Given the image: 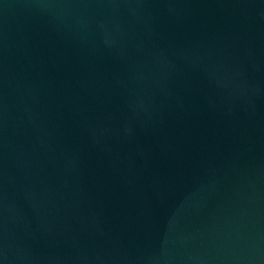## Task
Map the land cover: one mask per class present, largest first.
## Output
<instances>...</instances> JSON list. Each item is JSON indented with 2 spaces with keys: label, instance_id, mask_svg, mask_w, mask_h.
<instances>
[{
  "label": "water",
  "instance_id": "95a60500",
  "mask_svg": "<svg viewBox=\"0 0 264 264\" xmlns=\"http://www.w3.org/2000/svg\"><path fill=\"white\" fill-rule=\"evenodd\" d=\"M0 264H264V0H0Z\"/></svg>",
  "mask_w": 264,
  "mask_h": 264
}]
</instances>
